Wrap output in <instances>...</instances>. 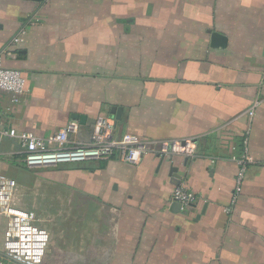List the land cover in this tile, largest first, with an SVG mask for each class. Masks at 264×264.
<instances>
[{"label":"crops","instance_id":"0c3cea01","mask_svg":"<svg viewBox=\"0 0 264 264\" xmlns=\"http://www.w3.org/2000/svg\"><path fill=\"white\" fill-rule=\"evenodd\" d=\"M3 50L25 79L16 103L0 92L7 128L47 139L74 122L72 140L87 143L88 121L104 116L115 137L193 149L33 171L0 139L13 204L49 234L41 264H264V0H0ZM243 151L251 162L231 205ZM177 186L196 197L184 209L172 206ZM58 191L81 200L54 204ZM5 229L0 217V264H19L4 254Z\"/></svg>","mask_w":264,"mask_h":264},{"label":"built area","instance_id":"2783aa9c","mask_svg":"<svg viewBox=\"0 0 264 264\" xmlns=\"http://www.w3.org/2000/svg\"><path fill=\"white\" fill-rule=\"evenodd\" d=\"M19 42L21 38L17 36L11 44L16 45ZM12 56L11 51L0 52V92L9 94L11 101L16 103L25 90V79L19 70L3 65L4 58ZM252 114L253 111H249V115ZM114 125L113 119L99 116L93 124L89 141L76 143L72 140V136L78 131L74 122L68 123L49 138L41 139L27 132L7 128L0 121V139L15 140L24 167L33 171L108 160L112 157H117L128 165L137 166L146 155L193 154L189 142L145 141L129 133L115 137ZM243 152V156L238 160L240 168L235 179L231 205L241 192L246 164L251 162V158ZM16 189L15 180L0 174V217L6 220L3 251L8 259L19 264H41L49 243V234L37 226L34 211L18 208L13 204ZM195 198L192 192L182 186L175 187L171 195L172 201L178 203L181 209L188 207ZM229 209L225 208V213H229Z\"/></svg>","mask_w":264,"mask_h":264},{"label":"water","instance_id":"95a60500","mask_svg":"<svg viewBox=\"0 0 264 264\" xmlns=\"http://www.w3.org/2000/svg\"><path fill=\"white\" fill-rule=\"evenodd\" d=\"M34 1H42V0H34ZM227 44V38L217 32H211L210 33V46L213 48H225ZM120 108L116 109V108H112L111 113L112 115H114L115 118V122L120 120ZM75 120L79 121V123H84V117L81 116H75L74 117ZM88 123H95L94 121H88ZM173 207H175L176 209H180V205L176 202H173Z\"/></svg>","mask_w":264,"mask_h":264},{"label":"rangeland","instance_id":"374dc122","mask_svg":"<svg viewBox=\"0 0 264 264\" xmlns=\"http://www.w3.org/2000/svg\"><path fill=\"white\" fill-rule=\"evenodd\" d=\"M57 186H59V185H57ZM56 186V187H57ZM55 193H60L59 195H54V196H51V199H52V201H53V203L54 204H61V203H64V202H66L68 199H73L74 201H75V203H77V201L79 202V199L81 200V197L80 196H78V195H74V196H65V194L64 193H62V192H60V191H58V192H55ZM61 194H63V195H61ZM71 197H73V198H71ZM35 198H34V195L32 196H29L26 200H27V202L30 204V206L32 207L33 205H34V203H35V200H34ZM39 200V199H38Z\"/></svg>","mask_w":264,"mask_h":264}]
</instances>
